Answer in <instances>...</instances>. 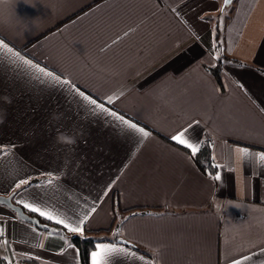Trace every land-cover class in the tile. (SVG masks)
<instances>
[{"label":"crops","instance_id":"0c3cea01","mask_svg":"<svg viewBox=\"0 0 264 264\" xmlns=\"http://www.w3.org/2000/svg\"><path fill=\"white\" fill-rule=\"evenodd\" d=\"M222 2L0 0V197L90 264H264V0ZM0 260L80 264L3 204Z\"/></svg>","mask_w":264,"mask_h":264},{"label":"trees","instance_id":"16d2710c","mask_svg":"<svg viewBox=\"0 0 264 264\" xmlns=\"http://www.w3.org/2000/svg\"><path fill=\"white\" fill-rule=\"evenodd\" d=\"M210 18H211L210 20H214L213 16H210ZM213 30H214L213 40L215 44L214 47H215V50H218L220 47V44H219V31H218L216 22L214 23ZM223 60H225L224 57L219 58L218 63L215 66L207 69L212 74L217 84H221V71H222L221 67H222ZM237 63L241 64L240 62H237ZM169 143L172 144L171 142ZM189 155L192 157L194 163L196 164L201 174L208 177L209 179H214L216 175V167L211 159V142L209 141L208 137L204 139V141L200 145V148L196 152L189 153ZM113 208H114V212L117 213L119 209V205H118L116 197L113 200ZM23 212L25 215L38 220V222L45 227V229H41L42 231L57 234L67 239L69 243H71L77 249L80 264H90V254L92 253V251L95 249V247L98 244L106 243V242L111 243V241L105 239V237L102 236L103 234L102 232H87L86 231L82 235H77L31 212H28L25 210H23ZM152 212H155V210H152ZM114 244H117V243L114 242ZM122 245L133 250L136 253L142 254L148 258L150 257V254L148 252L141 250L139 247L133 244L126 243ZM0 264H6V263L0 260Z\"/></svg>","mask_w":264,"mask_h":264},{"label":"water","instance_id":"95a60500","mask_svg":"<svg viewBox=\"0 0 264 264\" xmlns=\"http://www.w3.org/2000/svg\"><path fill=\"white\" fill-rule=\"evenodd\" d=\"M234 0H223L222 2V8L225 9L226 7H228L230 4H232ZM0 204H3L7 207H9L11 210L15 211V213L17 214V216L34 225L36 228L38 229H45V227L43 225H41L38 220H36L35 218H32V217H29L27 215L24 214V212L22 211V209L14 204L11 203V200L10 198H4V197H0ZM117 243H120V244H126L127 242L123 241L122 239H117Z\"/></svg>","mask_w":264,"mask_h":264}]
</instances>
